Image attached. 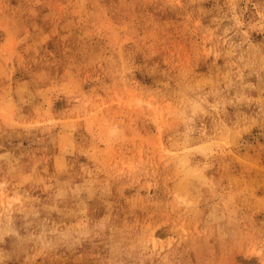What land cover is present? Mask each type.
<instances>
[{"label":"rangeland","instance_id":"rangeland-1","mask_svg":"<svg viewBox=\"0 0 264 264\" xmlns=\"http://www.w3.org/2000/svg\"><path fill=\"white\" fill-rule=\"evenodd\" d=\"M0 264H264V0H0Z\"/></svg>","mask_w":264,"mask_h":264}]
</instances>
